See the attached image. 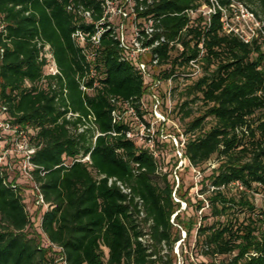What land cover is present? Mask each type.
I'll return each instance as SVG.
<instances>
[{
	"label": "trees",
	"instance_id": "obj_1",
	"mask_svg": "<svg viewBox=\"0 0 264 264\" xmlns=\"http://www.w3.org/2000/svg\"><path fill=\"white\" fill-rule=\"evenodd\" d=\"M204 5L209 14L200 10ZM240 5L257 23L247 41L229 23ZM136 8L138 16L153 18L154 37H166L155 48L156 79L187 71L191 59L201 67L195 77L172 78L191 79L177 104L182 120L191 117L175 133L184 158L177 172L216 161L200 188L208 193V211L184 225L187 235L194 229L197 264H264V0H138ZM103 13L102 0H0L9 39L2 42L0 106L13 125L31 131L38 166L32 180L46 207L37 230L18 184L0 166V264H173L186 213L172 195L177 155L170 140L150 147L126 136L128 122H113L112 110L127 102L138 107L148 85L122 58ZM76 29L88 33L83 45L72 36ZM38 41L51 47L56 78L43 80ZM89 114L95 131H79ZM88 153L89 160H80ZM171 162L173 170H165ZM116 181L131 189L130 197ZM145 229L149 245L139 240Z\"/></svg>",
	"mask_w": 264,
	"mask_h": 264
},
{
	"label": "built area",
	"instance_id": "obj_2",
	"mask_svg": "<svg viewBox=\"0 0 264 264\" xmlns=\"http://www.w3.org/2000/svg\"><path fill=\"white\" fill-rule=\"evenodd\" d=\"M138 0H125L120 4L119 0H102L104 7V13L101 18L102 22H107L108 27H113L115 31V37L119 41V46L122 49V58L126 59L129 63L133 64L143 75V78L148 85L146 93H144L138 102V107L130 105L128 102L123 105V110L114 108L111 112L113 122H128L132 127L126 131L128 138H134L140 143H145L147 146L152 147L154 141L157 140H170L174 145V151L177 155V164L173 170V175L178 182L177 169L184 163L183 152L180 148V137L175 133L165 132L163 126L167 123L166 117L158 110L160 105L159 94H157L156 86L161 83L159 79L154 76L159 74L161 65L159 64V52L156 51V47L166 41V37L160 34L159 37H154L158 28L155 27L154 20L151 16H138L136 3ZM71 6H69L70 8ZM140 10L143 9L142 4L138 6ZM204 14H209L212 8L205 5L200 8ZM86 19L91 18V12L84 10L83 6H79L77 10ZM251 16L252 14L247 11ZM91 36L94 43L99 41L100 32ZM7 30L4 22L0 18V59L4 52L2 42H8L6 37ZM73 38L77 43L83 45L87 39L88 33L76 29L73 34ZM244 40H248L249 36L243 37ZM40 47L39 59L43 61V80L47 77H57L60 74L59 68L55 61L51 47L48 43L38 41ZM201 67L197 62V59H191L189 61L188 70L182 73H173L167 78L166 82L170 85L166 88L165 93L167 98L172 96V83L173 76L180 74L181 76L195 77L200 74ZM81 87L86 90L87 88L82 84ZM5 107L0 106V166L4 168L6 166L5 157L14 153L18 158V170L24 176L33 178L32 171L37 168L31 157L35 151V147L30 141V130H25L19 125H13L11 119L4 112ZM77 113L69 112L68 117L76 116ZM94 116L88 115V119L79 124V131L92 130L95 131ZM155 126L156 129H155ZM98 132L95 133L94 138ZM154 155H157V151L154 150ZM80 160H89V153ZM114 178H109V184L112 183ZM121 190L131 196V189L120 181H116ZM36 187V195L38 203H44V199L41 193ZM176 189H174L172 195L176 201H180L176 197ZM135 200L139 202V206L142 200L135 196ZM142 214V211H141ZM139 240L149 245L152 243V239L145 229V233L139 236ZM179 241V240H178ZM165 250H163L164 252Z\"/></svg>",
	"mask_w": 264,
	"mask_h": 264
},
{
	"label": "rangeland",
	"instance_id": "obj_3",
	"mask_svg": "<svg viewBox=\"0 0 264 264\" xmlns=\"http://www.w3.org/2000/svg\"><path fill=\"white\" fill-rule=\"evenodd\" d=\"M119 1L120 4H122V2H124L125 0H119ZM233 13L235 15L229 21L230 25L232 27H236V30H239V32H242L244 36L248 37L252 29L255 28V26L257 25L256 22H253V16L247 13L245 7L242 5H240L239 8H235ZM190 81L191 79L184 77H181L176 82L173 81L172 86L177 84L178 89H176L174 95L172 94L171 98H167V96L164 94L166 88L170 86L167 82L162 81L156 86V90H157L156 92L157 94H159V98H160V105L158 106V110L167 119L166 121L167 123H165V125L163 126V130L165 132H171V133L182 132L185 126V122L189 121L191 118V117H186L185 120H182L180 118L182 114L177 113L178 110L177 104L178 102L183 100L179 92ZM196 109H198L197 106H195V110ZM199 113H200L199 111H196L193 115L196 116ZM156 127L157 126H155V129ZM166 150H167L166 155L170 157V155L173 154L171 143L170 145L168 144ZM5 162L7 165L4 166V168L8 171L10 179H13V182L17 183L20 188V192L23 196V199L25 200L26 209L33 221V227L37 230H40L39 229L40 217L46 207L43 203H38L37 201V195H36L37 190L34 181L31 178L24 176L19 172L18 158L14 153L7 155L5 157ZM172 162L171 165L168 164L166 166L167 169L165 170L168 171L172 169ZM215 165H216V161L213 158L201 167L193 168V167L185 166L182 167L177 172L179 179L177 185H175V189H178L179 186L182 187L180 192L179 191L176 192V197H178L179 200L181 201L180 203L181 209H184L186 207V209L183 210L186 213L183 215L184 216L182 219L183 221L178 223L177 226L181 238L174 245L173 264L199 263L197 256L195 255L193 250H191V248L193 247V243L195 241L194 229L191 231L190 235H187L186 228L184 227V225L185 223L188 222V219L191 217L193 218V220L199 222L200 220L199 216L202 215L204 212L208 211L207 202L205 201V196L208 193H201L200 188H204V186L206 185L208 186L207 176L210 174L211 169ZM154 179L162 183L160 174L154 176ZM175 184H176V179H175ZM177 193L178 194L182 193L183 194L182 197L180 198ZM261 200H262V195L256 194L255 202L257 204H260ZM202 201L204 202L205 206L202 207L201 209H198L197 208L198 202H202Z\"/></svg>",
	"mask_w": 264,
	"mask_h": 264
}]
</instances>
